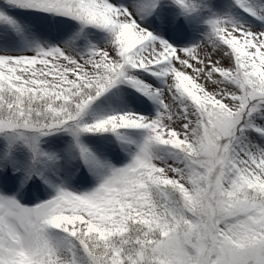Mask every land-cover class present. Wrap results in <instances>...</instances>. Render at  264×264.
Instances as JSON below:
<instances>
[{
    "label": "snow or ice",
    "instance_id": "obj_1",
    "mask_svg": "<svg viewBox=\"0 0 264 264\" xmlns=\"http://www.w3.org/2000/svg\"><path fill=\"white\" fill-rule=\"evenodd\" d=\"M0 264H264V0H0Z\"/></svg>",
    "mask_w": 264,
    "mask_h": 264
}]
</instances>
